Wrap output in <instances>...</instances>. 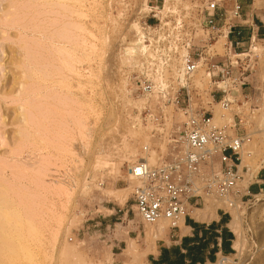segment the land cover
I'll list each match as a JSON object with an SVG mask.
<instances>
[{"label": "rangeland", "instance_id": "1", "mask_svg": "<svg viewBox=\"0 0 264 264\" xmlns=\"http://www.w3.org/2000/svg\"><path fill=\"white\" fill-rule=\"evenodd\" d=\"M35 1L0 0V192L3 194L0 195L16 206L22 219L26 217L31 222L32 230L28 231L31 234L27 235L25 242L28 243L27 251L35 257L33 262L144 264V256L170 231L169 223L164 220L154 225L142 222L132 210L129 200L132 186L127 180L129 167L139 159L155 166L183 149V123L187 118L180 108L184 105L176 107L164 103L157 95L143 100L131 82L138 60L137 33L150 19L149 10L158 6L156 11L161 12L162 23L166 22L168 26L178 23L183 33L180 46L175 47L166 79L174 81L185 58L197 60L196 54L202 53L189 82L193 114H210L212 124L225 128L231 136L246 133L251 137L241 152V167L248 171L236 186L239 194L234 206L227 207L215 196H204L203 208L214 212L219 207L230 212V228L235 235L234 248L238 254L228 256L234 257L236 264H264V191L257 197L248 196L239 201L251 178L264 168V37L239 52L234 51V54L251 56L254 66L247 75V83L225 95L232 104L224 110L219 100L223 96L221 90L228 91V88L221 83L219 72L224 63L226 39L220 35L216 37L217 42L209 46L207 28L199 17L214 0ZM56 6L63 7L62 11ZM15 14L17 17L21 14V18ZM243 57L239 56V59ZM49 75L53 77L48 79ZM26 76L29 79L26 80ZM24 109H30L32 115L23 113ZM26 116H32V120ZM27 119L33 123L30 128L40 123L42 129L36 127L38 130L29 131ZM56 119L61 123L59 126ZM22 128L27 129L31 137L24 138V144L16 145L19 140L22 142ZM34 131L37 133L32 135ZM204 166L200 170L208 174L210 170ZM220 168L219 164L214 171ZM26 259H21V264L31 263Z\"/></svg>", "mask_w": 264, "mask_h": 264}, {"label": "built area", "instance_id": "2", "mask_svg": "<svg viewBox=\"0 0 264 264\" xmlns=\"http://www.w3.org/2000/svg\"><path fill=\"white\" fill-rule=\"evenodd\" d=\"M215 6V3H210L205 13L208 15ZM157 8L158 6H155L149 10L150 19L142 24L137 33L135 48L138 60L131 82L143 100L157 95L164 103L176 107L184 105V108H180L187 118L183 123V149L168 161L155 166H150L147 161L132 163L128 171L134 185L131 187L129 200L132 210L143 223L154 225L164 220L169 223V228L176 229L185 216V205L190 200L195 202L202 200L204 196H215L227 207L234 206L239 194L236 186L248 171L241 167V152L251 137L246 133L231 136L225 128L212 124L210 114H193L190 107L189 82L198 68L197 61L201 59L202 53L196 54L197 60L186 57L183 68L177 73L174 81L166 79L175 47L180 46V36L183 33L178 23L172 26H168L166 22L162 23L161 12L156 11ZM234 10V15H237L239 6L236 5ZM204 26L207 28L209 46L212 42L215 44L216 37L220 35L226 39L224 63L219 72L221 83L228 88V91L221 90L223 96L219 100L221 108L226 110L232 103L225 95L237 86L247 83V75L252 71L254 62L248 54H234L232 43L227 42V35L217 32L210 16H207ZM241 55L246 56L239 59ZM207 58H204V61ZM210 59L212 58L209 57ZM209 157L217 158L221 168L219 171L212 170L204 174L200 167L207 165ZM261 192L259 189L257 194ZM247 193L249 194L248 191ZM242 198H239L240 202ZM233 253L238 254L236 250H233ZM234 261V257L231 259L228 255L219 254L214 264H236Z\"/></svg>", "mask_w": 264, "mask_h": 264}, {"label": "crops", "instance_id": "3", "mask_svg": "<svg viewBox=\"0 0 264 264\" xmlns=\"http://www.w3.org/2000/svg\"><path fill=\"white\" fill-rule=\"evenodd\" d=\"M214 3L215 9L208 15L205 12L200 15V21L205 25L210 16L213 27L227 35V42L232 43L235 52L264 37V0H214ZM236 5L239 10L234 15ZM216 161L217 158H210L204 168L217 170ZM259 189L264 191V168L246 185L242 200L256 196ZM204 205L203 198L188 201L181 225L173 230L168 228L170 231L144 256V264H214L219 254H232L235 235L230 228V212L219 207L214 212L205 210Z\"/></svg>", "mask_w": 264, "mask_h": 264}, {"label": "bare ground", "instance_id": "4", "mask_svg": "<svg viewBox=\"0 0 264 264\" xmlns=\"http://www.w3.org/2000/svg\"><path fill=\"white\" fill-rule=\"evenodd\" d=\"M13 1V0H12ZM16 1V0H15ZM18 1V0H17ZM20 1V0H19ZM26 1V0H25ZM32 1V0H31ZM37 1V0H36ZM35 1V2H36ZM51 1V0H50ZM54 1V0H53ZM33 2H34V0H33ZM47 2V1H46ZM56 2V1H55ZM61 2V1H60ZM76 2V1H75ZM70 3V2H69ZM27 4V3H26ZM17 6H18V4H16ZM22 5H25V4H22ZM35 5V4H34ZM49 5V4H48ZM52 5H53V3H52ZM57 5V4H56ZM46 6H47V4H46ZM22 7H24V6H22ZM36 7V6H35ZM44 7V6H43ZM57 8H60L59 6H56ZM55 7V8H56ZM30 8V7H29ZM37 8H39V7H37ZM36 8V9H37ZM45 8V7H44ZM44 8H41V10L42 9H44ZM63 7H61L60 8V10L62 9ZM66 8V7H65ZM70 8V7H69ZM27 9V6L25 7V10ZM53 9V8H52ZM13 10V9H12ZM18 10H19V8H18ZM32 10V9H31ZM65 10V9H64ZM68 10V9H67ZM72 10V9H71ZM62 11V10H61ZM76 11V10H75ZM6 12V11H5ZM15 12H16V10H15ZM37 12V11H36ZM49 12V11H48ZM55 12V11H54ZM53 12V13H54ZM57 12V11H56ZM66 12V11H65ZM71 12L72 11H70L69 13L71 14ZM8 13V12H7ZM30 13V12H29ZM44 13V12H43ZM43 13L41 14V16H43ZM73 13V12H72ZM27 14V13H26ZM32 14V13H31ZM30 14V15H31ZM39 14V13H38ZM50 14L52 15V13L50 12ZM74 14H76V13H74ZM16 15V14H15ZM80 15H82V14H80ZM20 16H21V14H20ZM20 16H18V17H20ZM24 16V15H23ZM29 16V15H28ZM40 15H39V17H41ZM45 16H46V11H45ZM49 16V15H48ZM53 16V15H52ZM55 16V15H54ZM57 16V15H56ZM83 16V15H82ZM16 17H17V15H16ZM15 17V18H16ZM17 17V18H18ZM32 17V16H31ZM38 16L36 17V18H39ZM44 17V16H43ZM60 17H62V16H60ZM59 17V18H60ZM64 17H66V16H64ZM63 17V19H65L66 20V18H64ZM76 17H78V16H76ZM9 18V17H8ZM16 18V19H17ZM21 18V17H20ZM33 18V17H32ZM31 18V19H32ZM55 18V17H54ZM57 18V17H56ZM80 18V17H79ZM78 18V19H79ZM10 19V18H9ZM12 19H14V18H12ZM24 19H26V18H24ZM41 19V18H40ZM68 19V18H67ZM11 20V19H10ZM22 20V19H21ZM30 20V19H29ZM45 20V19H44ZM52 20V19H51ZM50 20V21H51ZM70 20H71V18H70ZM42 21H43V19H42ZM54 21V20H53ZM62 21V20H61ZM34 22V21H33ZM48 22V21H47ZM10 23H11V21H10ZM18 23V22H17ZM19 23L21 24L22 23V21L20 22L19 21ZM40 22L38 21V24H39ZM52 23V22H51ZM14 24H16V23H14ZM23 24V23H22ZM29 24V23H28ZM50 24V23H49ZM48 24V25H49ZM60 24V23H59ZM67 24V23H66ZM69 24V23H68ZM67 24V25H68ZM9 25V24H8ZM12 25V24H11ZM52 25V24H51ZM54 25V24H53ZM57 25V24H56ZM61 25V24H60ZM65 25V24H64ZM13 26V25H12ZM35 26V25H34ZM37 26V25H36ZM55 26V25H54ZM63 26V25H62ZM75 25H73V27H74ZM43 27V26H42ZM49 27H50V25H49ZM53 27V26H52ZM56 27V26H55ZM72 27V26H71ZM36 28V27H35ZM35 28H33V29H35ZM48 28V27H47ZM61 28V27H60ZM65 28H67V26L65 27ZM69 28H70V26H69ZM76 28H77V26H76ZM40 30L41 29H43V28H39ZM62 29H64V27L62 28ZM30 30V29H29ZM36 30V29H35ZM38 30V29H37ZM44 30V29H43ZM46 30V29H45ZM65 30V29H64ZM70 30V29H69ZM54 31V30H53ZM52 31V32H53ZM76 31V30H75ZM74 31V32H75ZM28 32V31H27ZM36 32V31H35ZM66 32V31H65ZM68 32V31H67ZM84 32V31H83ZM41 33H42V31H41ZM70 33V32H69ZM55 34H57V33H55ZM63 34V33H62ZM76 34V33H75ZM64 35H66L67 36V33L65 34L64 33ZM70 35V34H69ZM79 35V34H78ZM60 36V35H59ZM66 36H63V37H66ZM73 36V35H72ZM20 37V36H19ZM55 37H56V35H55ZM57 38H59V37H57ZM69 37H67V39H68ZM94 38V37H93ZM37 39V38H36ZM40 39V38H39ZM66 38H64V40H67ZM74 37H72V42H73V45H74ZM79 39V38H78ZM29 40V39H28ZM70 40V39H69ZM68 40V41H69ZM22 41H24V40H22ZM21 41V42H22ZM37 41V40H36ZM20 42V43H21ZM28 42V41H27ZM37 42H39V41H37ZM67 42V41H66ZM71 42V43H72ZM31 43H33V44H36V43H34V42H32L31 41ZM30 43V44H31ZM70 43V42H69ZM78 43H79V41H78ZM24 44V43H23ZM29 44V43H28ZM33 44H31V45H33ZM75 44H76V42H75ZM27 45V44H26ZM25 45V46H26ZM37 45V44H36ZM71 45V44H70ZM69 45V46H70ZM42 46V45H41ZM91 46V45H90ZM27 47H29V46H27ZM38 47H40V46H38ZM45 47V46H44ZM61 47V46H60ZM74 47V46H73ZM51 48H52V46H51ZM24 49V48H23ZM32 49H33V47H32ZM46 49V48H45ZM42 51V50H41ZM252 51H255V48H252ZM45 52V51H44ZM58 52V51H57ZM56 52V53H57ZM50 54H51V52H49ZM64 53V52H63ZM74 53H76V52H74ZM9 54V53H8ZM12 54V53H11ZM58 55H60L59 53H57ZM57 54H54V55H57ZM37 55H38V53H37ZM37 55H36V57H37ZM43 55V54H42ZM52 55V54H51ZM27 56V55H26ZM35 56V55H34ZM46 56V55H45ZM49 56V55H48ZM69 56V55H68ZM67 56V57H68ZM241 56H246V55H241ZM29 56H27V58H28ZM35 57V58H36ZM40 57V56H39ZM32 58L33 57H31V60H32ZM51 58V57H50ZM54 58H56V57H54ZM71 58V57H70ZM29 59V58H28ZM42 59V58H41ZM30 60V59H29ZM33 60H35L34 58H33ZM40 60V59H39ZM43 60V59H42ZM41 60V61H42ZM49 60V59H48ZM54 60V59H53ZM63 60H65V59H63ZM19 61V60H18ZM37 61V60H36ZM46 61H47V59H46ZM46 61H45V64H46ZM26 62V61H25ZM29 62V61H28ZM43 62V61H42ZM48 62H50V61H48ZM52 62H54V61H52ZM56 62V61H55ZM61 62V61H60ZM20 63V62H19ZM33 63H35V61L33 62ZM38 63V62H37ZM41 63V62H40ZM65 63H66V61H65ZM30 64V63H29ZM72 64V63H71ZM21 65V64H20ZM42 66V65H41ZM40 66V67H41ZM61 66V65H60ZM25 66H23V68H24ZM45 68H46V66H44ZM70 67V66H69ZM15 68V67H14ZM21 68H22V66H21ZM43 68V67H42ZM58 68H59V66H58ZM79 68V67H78ZM8 70V69H7ZM37 70H40V69H37ZM48 70H49V68H48ZM53 70V69H52ZM57 70V69H56ZM29 71V70H28ZM44 71V70H43ZM43 71H42V73H43ZM55 71V70H54ZM61 71V70H60ZM40 72H41V70H40ZM58 73H59V71H58ZM61 73V72H60ZM44 74H46V73H44ZM50 74V73H49ZM53 74V73H52ZM51 75V74H50ZM49 75V78L48 79H50V76ZM54 75V74H53ZM43 76V75H42ZM41 76V77H42ZM62 76V75H61ZM20 77V76H19ZM28 76H26L25 77V79L27 78ZM45 77H48V76H46L45 75ZM53 77V76H52ZM51 77V78H52ZM54 77H57V76H54ZM59 77V76H58ZM67 78V77H66ZM83 78V77H82ZM22 79V78H21ZM27 79H29V77L27 78ZM26 79V80H27ZM59 79H61V78H59ZM52 80V79H51ZM64 80H65V78H64ZM30 81V80H29ZM33 81V80H32ZM47 81V80H46ZM63 81V80H62ZM25 83V82H24ZM35 83V82H34ZM44 83V82H43ZM60 83V82H59ZM11 84V83H10ZM33 84V83H32ZM65 84V83H64ZM9 85V84H8ZM45 85V84H44ZM27 86V85H26ZM25 86V87H26ZM66 86V85H65ZM70 86V85H69ZM32 87V86H31ZM46 87V86H45ZM68 87V86H67ZM71 87V86H70ZM27 88V87H26ZM25 88V89H26ZM35 88H36V86H35ZM39 88H43V87H39ZM64 88H66V87H64ZM1 89V88H0ZM24 89V88H23ZM24 89V90H25ZM31 90V89H30ZM33 90H34V88H33ZM66 90V89H65ZM69 89H67V91H68ZM72 90V89H71ZM80 90V89H79ZM16 91V90H15ZM32 91V90H31ZM38 91V90H37ZM49 91V90H48ZM48 91H46V92H48ZM94 91V90H93ZM27 92V91H26ZM53 92V91H52ZM51 92V93H52ZM17 93V92H16ZM36 93V92H35ZM24 94V93H23ZM48 94V93H47ZM56 94V93H55ZM22 95V94H21ZM43 95H45V94H43ZM13 96V95H12ZM22 96H24V95H22ZM21 96V97H22ZM41 96V95H40ZM39 96V97H40ZM51 96V95H50ZM50 96H49V98H50ZM57 96H59V94L57 95ZM27 97V96H26ZM29 97V96H28ZM39 97H37L38 99H39ZM42 97V96H41ZM40 97V98H41ZM44 97V96H43ZM48 97V96H47ZM64 97V96H63ZM63 97H61V99L63 98ZM48 98V99H49ZM66 98V97H65ZM33 99L34 98H32V101H33ZM36 99V98H35ZM37 99V100H38ZM59 99V98H58ZM155 100H157V98H154ZM40 100V99H39ZM42 100V99H41ZM47 100V99H46ZM56 100V99H55ZM63 100V99H62ZM26 101V100H25ZM27 101H29L28 99H27ZM26 101V102H27ZM32 101H31V103H32ZM61 101V100H60ZM65 101V100H64ZM64 101H62V102H64ZM70 101V100H69ZM42 102V101H41ZM59 102V101H58ZM67 102H68V100H67ZM74 103V101H71V103ZM76 102V101H75ZM17 103H19V102H17ZM29 103H30V101H29ZM52 103V102H51ZM70 103V102H69ZM37 104V103H36ZM54 104V103H53ZM60 104V103H59ZM66 104V103H65ZM64 104V105H65ZM80 104V103H79ZM79 104H78V106H79ZM214 104V103H213ZM42 105H43V103H42ZM44 105H46V103L44 104ZM50 105V104H49ZM49 105H46V106H49ZM57 105V104H56ZM61 105V104H60ZM35 106V105H34ZM80 106H81V104H80ZM24 107H27V104L24 106ZM30 107V106H29ZM28 107V108H29ZM36 107V106H35ZM41 106H39V108H40ZM62 107V106H61ZM70 107V106H69ZM76 107V106H75ZM19 108V107H18ZM51 108H52V110H53V107H52V104H51ZM65 108V107H64ZM26 109V108H25ZM25 109H24V111H25ZM63 109V108H62ZM66 109V108H65ZM73 109V108H72ZM71 109V110H72ZM82 109V108H81ZM47 110H49V109H47ZM80 110V109H79ZM78 110V111H79ZM20 111V110H19ZM23 111V113H25L26 115H32V113H29L30 112V109H28V110H26L25 112ZM50 111V110H49ZM62 111V110H61ZM69 111V110H68ZM76 111V110H75ZM47 112V111H46ZM53 112V111H52ZM56 111H54V113H55ZM10 113H12V112H10ZM28 113V114H27ZM45 113V112H44ZM51 113V112H50ZM49 113V114H50ZM57 113H59V112H57ZM61 113V112H60ZM77 113V112H76ZM83 113V112H82ZM34 114H36V113H34ZM42 114V113H41ZM80 114V113H79ZM18 115V114H17ZM17 115H16V117H17ZM39 115V114H38ZM54 115V114H53ZM59 115V114H58ZM57 115V117L59 118V116ZM63 115V114H62ZM82 115V114H81ZM11 116V115H10ZM42 116H44V115H41V117ZM47 116V115H46ZM51 116H52V114H51ZM12 117V116H11ZM31 117V118H30ZM39 117V116H38ZM48 117V116H47ZM80 117V116H79ZM83 118H84V116H82ZM26 118H29V119H31L32 120V116H26ZM46 118V117H45ZM49 118V117H48ZM60 118H62L61 116H60ZM64 118V117H63ZM29 119H27L26 121H27V123H28V121H29ZM44 119V118H43ZM42 119V120H43ZM34 120V119H33ZM40 120V119H39ZM52 120V119H51ZM57 120V119H56ZM56 120H55V122H56ZM9 121H10V119H9ZM44 121H45V119H44ZM50 121V120H49ZM82 121V120H81ZM30 122V121H29ZM41 122V121H40ZM51 122V121H50ZM57 125L59 124V121L57 120ZM19 123H20V121H19ZM35 123V122H34ZM48 123V122H47ZM54 123V122H53ZM66 123V122H65ZM29 124V123H28ZM27 124V125H28ZM31 124L33 125V123L32 122H30V124L28 125L29 126V128H30V126H31ZM36 124V123H35ZM46 124V123H45ZM61 124V123H60ZM59 124V125H60ZM67 124V123H66ZM83 124V123H82ZM81 124V125H82ZM17 125H19V124H17ZM25 125H26V123H25ZM26 125V126H27ZM40 125V123L38 124V126L36 125V127L37 128H39L40 127V129H42L41 128V126H39ZM53 125V124H52ZM56 125V124H55ZM58 125V126H59ZM63 125V124H62ZM80 125V126H81ZM49 126V125H48ZM14 127H15V125H14ZM36 127H33V128H35V129H37ZM43 127H45V126H43ZM33 128H30L29 129V131H32V129ZM49 128V127H48ZM51 128H54V127H51ZM69 128V127H68ZM82 128V127H81ZM16 129V128H15ZM34 129V130H35ZM82 129H84V128H82ZM38 130V129H37ZM46 130H48V129H46ZM46 130L44 131V132H46ZM50 130V129H49ZM21 132V133H20ZM20 134H22V142L19 140V142L16 144V142L14 143V144H16V145H18L19 143H22V144H24L23 143V141H24V138H28V137H31V136H29L30 134H28V130L27 129H21L20 130ZM36 131H34V132H32V135H33V133H35ZM41 131H39V133H40ZM52 132V131H51ZM16 133V132H15ZM37 133V132H36ZM35 133V134H36ZM55 134V133H54ZM39 135H42L41 133L39 134ZM46 135L50 138V135H49V132L47 131L46 132ZM52 135V134H51ZM20 136V135H19ZM38 136V135H37ZM15 137V136H14ZM34 137H35V135H34ZM39 137H41V136H39ZM38 137V138H39ZM42 138H44L43 136H42ZM47 138V137H46ZM29 139V138H28ZM31 139V138H30ZM33 139V138H32ZM36 139H37V137H36ZM55 139V138H54ZM35 140V139H34ZM46 140H48V138L46 139ZM36 142H38V141H41V139H38V141L37 140H35ZM25 142V141H24ZM31 142V141H30ZM42 142V141H41ZM40 142V143H41ZM44 142V144L45 143H48V142H45V141H43ZM43 142H42V144H43ZM26 143H27V139H26ZM11 144V143H10ZM31 143H29V145H30ZM38 144V143H37ZM41 144V145H42ZM48 144H50V143H48ZM21 145V144H20ZM34 145V144H33ZM40 145V144H39ZM40 145V146H41ZM14 146V145H13ZM22 146V145H21ZM26 146V145H25ZM30 146H32V145H30ZM29 146V147H30ZM49 147V146H48ZM22 148V147H21ZM50 149V148H49ZM147 149V148H146ZM20 150V149H19ZM36 150V149H35ZM18 151V150H17ZM24 152V151H23ZM39 152V151H38ZM19 154V153H18ZM15 157V156H14ZM16 157H17V155H16ZM210 158H212V157H209V159ZM17 159V158H16ZM41 159H43V158H41ZM149 159H151V158H149ZM208 159V160H209ZM27 160H29V159H27ZM79 161V160H78ZM139 161H146L145 159H139ZM30 165V164H29ZM37 165H38V163H37ZM36 165V166H37ZM41 165V164H40ZM78 165H80V164H78ZM18 167V166H17ZM21 167V166H20ZM25 167V166H24ZM27 167V166H26ZM35 167V166H34ZM10 168V167H9ZM15 169H17V168H15ZM22 169V168H21ZM26 169V168H25ZM13 170V169H12ZM39 170V169H38ZM2 171V170H1ZM23 171V170H22ZM27 171V170H26ZM32 172H34V174H35V171H33V170H31ZM3 172V171H2ZM17 172H19V171H17ZM26 174V173H25ZM127 174H128V177H127V180H128V184H130V186H133L134 185V180L131 178V176L129 175V171L127 172ZM19 176H20V173H19ZM22 176V175H21ZM9 177V176H8ZM15 177V176H14ZM23 177V176H22ZM2 179V178H1ZM15 179V178H14ZM19 179V178H18ZM17 179V180H18ZM20 179H22V178H20ZM24 179V178H23ZM12 180V179H11ZM3 181V180H2ZM15 181V180H14ZM18 182V181H17ZM22 182V181H21ZM63 182V181H62ZM5 183V182H4ZM60 184V183H59ZM23 185V184H22ZM21 185V186H22ZM62 185H64V184H62ZM61 185V186H62ZM78 185V184H77ZM8 186V185H7ZM10 186V185H9ZM5 188H7V187H5ZM64 188H66V187H64ZM29 189V188H28ZM60 189H61V187H60ZM62 189H63V187H62ZM61 189V190H62ZM31 190V189H30ZM13 191V190H12ZM64 191V190H63ZM1 193V192H0ZM4 193V192H3ZM9 193V192H8ZM11 193V192H10ZM2 194V193H1ZM17 194V193H16ZM53 194V193H52ZM67 194V193H66ZM3 195V194H2ZM2 195H0V264H21V259H23L24 260V258L26 259V258H28L29 259V261H31V263L32 264H36L35 262H33V260H34V255L31 253V252H29V251H27V249H28V243H26L27 241H26V237H27V235L29 234L28 233V231H31L32 230V228H31V222L29 221V220H26L25 218V220L24 219H22V216L20 215V213H19V210H17L15 207V205H14V207L10 204L11 202L7 199V197H4V196H2ZM24 195V194H23ZM6 196V195H5ZM20 196V195H19ZM34 196V195H33ZM32 196V197H33ZM37 196V195H36ZM258 195H256L255 197H257ZM16 197V196H15ZM29 197H31L30 195H29ZM37 197H39V196H37ZM14 198V197H13ZM25 198V197H24ZM34 198V197H33ZM16 199V198H15ZM20 199V198H19ZM18 199V200H19ZM37 199V198H36ZM34 200V199H33ZM41 200V199H40ZM23 201V200H22ZM28 201V200H27ZM37 201H39V200H37ZM32 203V202H31ZM34 203V202H33ZM37 203V202H36ZM42 203V202H41ZM40 203V204H41ZM21 204V203H20ZM52 204V203H51ZM27 205V204H26ZM29 205H30V203H29ZM35 205V204H34ZM38 205V204H37ZM20 208V207H19ZM23 208V207H22ZM33 208H34V206H33ZM36 208H38V207H36ZM61 208V207H60ZM41 209V208H40ZM54 209V208H53ZM23 210V209H22ZM31 210V209H30ZM45 210V209H44ZM43 210V211H44ZM21 211V210H20ZM23 212V211H22ZM36 212V211H35ZM46 212V211H45ZM51 212V211H50ZM28 213H30V212H28ZM43 213V212H42ZM41 213V214H42ZM23 214H25L24 212H23ZM37 214V213H36ZM27 215V214H26ZM49 215V214H48ZM50 215H51V213H50ZM43 216V215H42ZM44 216H46V215H44ZM52 216V215H51ZM35 217V216H34ZM53 217V216H52ZM28 218H29V216H28ZM47 218V217H46ZM35 219V218H34ZM39 219V218H38ZM37 222V221H36ZM41 222V221H40ZM50 223V222H49ZM48 223V224H49ZM45 224V223H44ZM34 225V224H33ZM50 226V225H49ZM40 227V226H39ZM38 227V228H39ZM36 228V227H35ZM31 229V230H30ZM47 229V228H46ZM49 229H51V226L49 227ZM37 230V229H36ZM36 230L34 229V231L36 232ZM42 230V229H41ZM45 230V229H44ZM43 230V231H44ZM52 230V229H51ZM45 232V231H44ZM38 233V232H37ZM31 234V233H30ZM29 234V235H30ZM33 234V233H32ZM53 234V233H52ZM35 235V234H34ZM39 236V235H38ZM40 236H41V234H40ZM51 236V235H50ZM33 236H31V238H32ZM43 238V237H42ZM28 239H29V237H28ZM36 239V238H35ZM46 240V239H45ZM26 241V242H25ZM28 242H29V240H28ZM31 242V241H30ZM33 242H34V240H33ZM35 243V242H34ZM36 243H38V240H37V242ZM30 244V243H29ZM43 245V244H42ZM39 246V245H38ZM29 250V249H28ZM33 252V251H32ZM40 252V251H39ZM33 253H35V252H33ZM38 255V254H37ZM44 255V254H43ZM36 256V255H35ZM27 260V259H26ZM36 260V259H35ZM26 262V261H25ZM27 263V262H26ZM30 263V264H31ZM28 264V263H27Z\"/></svg>", "mask_w": 264, "mask_h": 264}]
</instances>
